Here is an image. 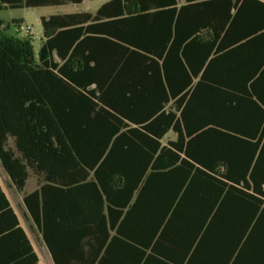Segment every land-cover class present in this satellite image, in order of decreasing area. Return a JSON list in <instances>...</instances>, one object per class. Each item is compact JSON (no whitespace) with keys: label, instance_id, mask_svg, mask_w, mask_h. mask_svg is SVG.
<instances>
[{"label":"trees","instance_id":"obj_1","mask_svg":"<svg viewBox=\"0 0 264 264\" xmlns=\"http://www.w3.org/2000/svg\"><path fill=\"white\" fill-rule=\"evenodd\" d=\"M3 24L0 165L53 264H264L263 1L109 0L37 56ZM38 261L0 186V264Z\"/></svg>","mask_w":264,"mask_h":264},{"label":"rangeland","instance_id":"obj_2","mask_svg":"<svg viewBox=\"0 0 264 264\" xmlns=\"http://www.w3.org/2000/svg\"><path fill=\"white\" fill-rule=\"evenodd\" d=\"M109 0H84L80 4H65L60 6H47L40 8H30V9H2L0 10V20L3 21V28L9 25V29L6 32L10 35L16 36L18 38H23L27 36L32 37V47L37 56L39 47L42 40V30L40 25V18L47 17L49 15L55 14H70L75 12L87 11L94 13L100 5ZM264 2V0H261ZM20 21L24 26L30 27V32L25 31L15 32L14 25L12 21ZM167 139H174V134L170 131L167 133L165 138L162 140L165 142ZM0 186L3 188L5 194L7 195L12 207L14 208L16 214L19 217L22 227L27 232L30 240L32 241L35 250L37 251L39 257L38 264H47L50 260L49 254L44 245H41V240L35 230L30 229L28 222L24 219L22 213L24 210L22 204V196L15 193L14 189L10 187L9 180L4 173L0 165ZM36 187V179L30 174L27 181L25 191L30 192ZM42 246V247H41Z\"/></svg>","mask_w":264,"mask_h":264},{"label":"crops","instance_id":"obj_3","mask_svg":"<svg viewBox=\"0 0 264 264\" xmlns=\"http://www.w3.org/2000/svg\"><path fill=\"white\" fill-rule=\"evenodd\" d=\"M31 174V173H30ZM32 175V174H31ZM33 176V175H32ZM29 179V178H28ZM28 181V180H27ZM9 184H10V182H9ZM27 184V183H26ZM11 187V186H10ZM26 187V186H25ZM1 189L3 190V188L1 187ZM34 190V189H33ZM15 191V190H14ZM25 191V190H24ZM3 192H4V190H3ZM26 192V191H25ZM31 192V191H30ZM5 193V192H4ZM16 193V192H15ZM26 193H29V192H26ZM18 194V193H17ZM6 195V194H5ZM19 195H21V194H19ZM22 196V195H21ZM6 197H7V195H6ZM8 198V197H7ZM9 200V199H8ZM10 202V201H9ZM23 204V203H22ZM10 205H11V203H10ZM11 207H12V205H11ZM24 207V206H23ZM13 208V207H12ZM13 210H14V208H13ZM14 212H15V210H14ZM26 213V211H25V208H24V210H23V213H22V215H23V217H24V214ZM15 214H16V212H15ZM17 215V214H16ZM17 218H18V220H19V217H18V215H17ZM24 219H25V217H24ZM26 220V219H25ZM27 222H28V224H29V227H30V229H32V230H35L36 232H37V234H38V237H39V239L41 240V236H40V234L38 233V231H37V229L35 228V226L30 222V221H28V220H26ZM19 224H20V226L22 227V225H21V222H20V220H19ZM22 229L25 231V229L22 227ZM25 233H26V235H27V237H28V239H29V241H30V243H31V245H32V247H33V249H34V251H35V253L37 254V251L35 250V248H34V245H33V243H32V241L30 240V238H29V236H28V234H27V232L25 231ZM41 245H44L45 246V244L43 243V241L41 240ZM42 247V246H41ZM46 248V247H45ZM46 250H47V248H46ZM47 252H48V250H47ZM48 254H49V252H48ZM37 256H38V254H37ZM49 257H50V255H49ZM38 260H39V257H38ZM38 263H39V261H38ZM47 264H53V262H52V260H51V257H50V260L49 261H47Z\"/></svg>","mask_w":264,"mask_h":264},{"label":"built area","instance_id":"obj_4","mask_svg":"<svg viewBox=\"0 0 264 264\" xmlns=\"http://www.w3.org/2000/svg\"><path fill=\"white\" fill-rule=\"evenodd\" d=\"M14 30H15V32L25 31V32L29 33L30 27L24 26L23 24H17V25H14Z\"/></svg>","mask_w":264,"mask_h":264}]
</instances>
